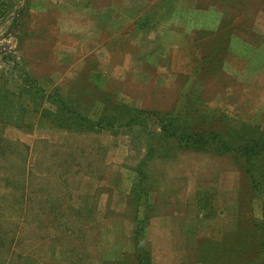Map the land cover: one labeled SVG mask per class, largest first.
<instances>
[{
    "label": "rangeland",
    "instance_id": "obj_1",
    "mask_svg": "<svg viewBox=\"0 0 264 264\" xmlns=\"http://www.w3.org/2000/svg\"><path fill=\"white\" fill-rule=\"evenodd\" d=\"M195 106L264 134V0H0V264H264L248 165L162 132Z\"/></svg>",
    "mask_w": 264,
    "mask_h": 264
},
{
    "label": "trees",
    "instance_id": "obj_2",
    "mask_svg": "<svg viewBox=\"0 0 264 264\" xmlns=\"http://www.w3.org/2000/svg\"><path fill=\"white\" fill-rule=\"evenodd\" d=\"M52 103L58 108L57 112L52 114L46 111V114L48 118L50 117V120L55 121V127L75 130L78 125V119L82 118L76 116V112L71 110L64 102L53 101ZM188 104L192 103L190 102ZM154 112L156 113L152 112V115L156 116L154 120L158 121L157 118H160L162 114L158 111ZM193 113L194 116H191ZM140 114H146V112L139 111ZM85 120L89 121L87 119ZM117 121H121L122 124L125 120L102 118L98 120L94 127L103 130L107 127H113ZM231 121L232 118L224 111L220 112L217 109L210 112L200 110L195 106L189 112L186 110L184 116L181 118L177 117L165 120V124H163L161 129L166 135H178V139L181 140L179 143L187 147L188 151L201 153L210 151L214 155H231L232 153H237L248 165L246 173L249 175L251 187L256 195V199H260L263 205L262 216L264 219V134H259L258 131L251 132L248 135L240 134V131H242L240 130L241 128L234 126ZM145 218L142 220L145 221ZM142 222L141 220L139 221L138 237L142 234L141 230L145 231V228L142 229ZM256 226V229L260 233L261 249L260 247L259 249L262 252L261 255L264 256V220L260 221ZM142 237L144 238L145 236L142 235ZM140 253L135 264H152L147 251L143 255L142 252ZM261 255H257V261L261 259ZM142 256H144L143 259L140 258ZM125 260L126 258L119 263L112 262L110 264H127V260ZM203 264H205L204 260Z\"/></svg>",
    "mask_w": 264,
    "mask_h": 264
}]
</instances>
